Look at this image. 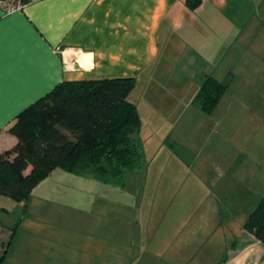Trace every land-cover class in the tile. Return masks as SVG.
Wrapping results in <instances>:
<instances>
[{
  "label": "crops",
  "instance_id": "obj_1",
  "mask_svg": "<svg viewBox=\"0 0 264 264\" xmlns=\"http://www.w3.org/2000/svg\"><path fill=\"white\" fill-rule=\"evenodd\" d=\"M253 5L257 6L256 0H212L201 11H190L184 0H28L20 11H0V152L16 142L8 130L15 116L60 81L133 76L135 87L128 98L134 101L131 93L137 87L143 85L139 92L147 98L144 88L161 85L160 72L154 74L153 68L171 69L165 65L168 60L185 61L188 71L179 72L180 79L167 76L176 89L191 83V100L198 84L196 73L229 83L243 74L258 77L253 68L259 62L264 65L259 58L264 60V54L259 55L264 44L257 50L246 43L257 33V28H248L254 20ZM195 14L207 21L204 28L197 25ZM176 34L185 45L182 41L178 45ZM252 50L251 58L243 60V53ZM158 61L162 63L157 65ZM248 64L253 66L249 72ZM184 107L158 125H172L178 144L196 128L193 121L179 117ZM140 118L142 130L147 122L141 114ZM166 133L157 142L159 150L164 137H169ZM251 145L255 151L264 149V142ZM258 157L247 153L213 157L196 176L182 158H161L159 164L170 162L179 173L169 174L163 166L157 185L162 183L163 188L171 181L172 198L184 197L186 209L197 201L206 216L202 235H196L199 241L162 239L154 259L163 264H264V244L242 228L264 193V156ZM1 211L0 206V217ZM10 234V227L0 220V264H16L21 257Z\"/></svg>",
  "mask_w": 264,
  "mask_h": 264
},
{
  "label": "rangeland",
  "instance_id": "obj_2",
  "mask_svg": "<svg viewBox=\"0 0 264 264\" xmlns=\"http://www.w3.org/2000/svg\"><path fill=\"white\" fill-rule=\"evenodd\" d=\"M203 1L200 0L192 9L184 6L190 11H201L212 2ZM256 2L257 6L253 5L251 9L254 20L250 21L248 28H257V33L248 37L246 43L258 50L264 44V0ZM200 3H203L202 7ZM195 16L197 25L204 28L208 24L199 18V14ZM175 37L179 45L182 40L177 34ZM182 43L185 45L184 41ZM253 52L243 53V60L249 58L247 55L251 58ZM262 57L259 58L264 61ZM161 63L158 61L157 65ZM165 65L173 68L152 69L154 74L160 72L158 79L161 85L144 88L147 98L139 92L143 91V85L131 93L134 101L131 98L130 102L134 105L138 103L137 112L141 114L143 123L147 122L137 134L144 161L141 168L127 173L123 188H113L90 176L55 168L33 187L26 201L1 196L0 220L10 227L9 239H13V247H17L21 256H18L16 264H163L154 259V255L160 252V241H199L197 236L202 235L206 213L199 211L201 207L197 208V201L186 209L184 197L173 199L171 181L163 188L162 183L157 185L156 179L163 166L167 167L169 174L179 173L170 162L159 164L160 159L169 155L183 157L186 164L192 165L191 173L196 176L199 168L202 169L213 157H239L241 153L259 154L258 158L264 156V149L255 151L251 145L264 142L262 63L259 62L255 68L248 64L245 69L249 72V67L253 68L258 77L248 78L243 74L230 80V83L227 81L225 90L210 113L198 108L194 96L188 100L191 83L176 89L167 76L178 79L182 71L187 72L185 61L168 60ZM191 70L194 72V69ZM199 76L196 73L197 83ZM196 87L197 92L199 84ZM182 105L185 107L179 117L193 121L196 128L190 129L186 138L178 144L173 141L172 125L162 128L158 125L165 118H173ZM194 112L197 115L192 114ZM153 122L156 129H153ZM162 132L170 134L163 139L165 148L159 150L157 142ZM170 144L178 147L181 157L173 153ZM183 176L192 178L189 173ZM174 178L180 179L178 176ZM196 241L194 244H197ZM23 253L28 258H23Z\"/></svg>",
  "mask_w": 264,
  "mask_h": 264
},
{
  "label": "trees",
  "instance_id": "obj_3",
  "mask_svg": "<svg viewBox=\"0 0 264 264\" xmlns=\"http://www.w3.org/2000/svg\"><path fill=\"white\" fill-rule=\"evenodd\" d=\"M199 2L184 0L189 9ZM134 83L133 76L60 81L20 111L8 128L16 142L0 152V195L26 201L55 168L123 188L144 161L140 117L128 98ZM198 84L193 100L210 113L227 81L201 75ZM242 228L264 244V193Z\"/></svg>",
  "mask_w": 264,
  "mask_h": 264
},
{
  "label": "built area",
  "instance_id": "obj_4",
  "mask_svg": "<svg viewBox=\"0 0 264 264\" xmlns=\"http://www.w3.org/2000/svg\"><path fill=\"white\" fill-rule=\"evenodd\" d=\"M27 3L28 0H0V11L3 14L20 11Z\"/></svg>",
  "mask_w": 264,
  "mask_h": 264
},
{
  "label": "bare ground",
  "instance_id": "obj_5",
  "mask_svg": "<svg viewBox=\"0 0 264 264\" xmlns=\"http://www.w3.org/2000/svg\"><path fill=\"white\" fill-rule=\"evenodd\" d=\"M69 56V55H68Z\"/></svg>",
  "mask_w": 264,
  "mask_h": 264
}]
</instances>
